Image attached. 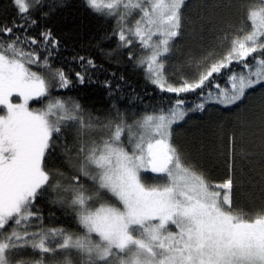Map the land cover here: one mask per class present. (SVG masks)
Segmentation results:
<instances>
[{
    "label": "snow or ice",
    "instance_id": "snow-or-ice-1",
    "mask_svg": "<svg viewBox=\"0 0 264 264\" xmlns=\"http://www.w3.org/2000/svg\"><path fill=\"white\" fill-rule=\"evenodd\" d=\"M86 3L116 21L119 48L139 47L143 55L129 51V57L146 78L178 98L167 109L132 118L118 108L94 116L71 97H52L53 88L71 85L64 69L50 62L59 41L50 31L28 34L36 21L27 14L41 0H13L22 22L0 26V264H74L73 253L75 264H264V206L237 211L233 176L210 182L172 139L173 125L207 102L236 105L249 90L264 88V0L223 5L243 11L240 24L225 28L199 58H189L190 75L180 74L176 83L169 82L166 60L185 25L186 0ZM79 61L96 67L91 59ZM85 76L75 73L81 84ZM190 93L202 98L194 108L179 98ZM14 96L22 102L13 103ZM45 99L43 108L29 107ZM230 144L234 156V136ZM58 147L71 176L46 166ZM145 174L161 182L148 184ZM49 191L74 212L82 234L43 228L35 202ZM34 221L41 222L39 230L29 231ZM24 249L39 259H17Z\"/></svg>",
    "mask_w": 264,
    "mask_h": 264
},
{
    "label": "trees",
    "instance_id": "trees-1",
    "mask_svg": "<svg viewBox=\"0 0 264 264\" xmlns=\"http://www.w3.org/2000/svg\"><path fill=\"white\" fill-rule=\"evenodd\" d=\"M230 0H202V54L217 44V37L230 25H233V7L223 5ZM28 17L36 21L29 35L39 38L41 32L50 31L59 41L58 49L53 53L51 64L63 68L71 80L69 88L59 87L51 90L52 97H71L94 116H104L113 108H118L128 117H138L154 110L169 108L178 98L177 94L161 91L153 85L135 59H130L129 51L139 57V47L123 49L118 47V38L113 34L116 21L95 14L86 0H41L39 7L33 8ZM13 21L21 23L17 7L13 0H0V26H12ZM7 39V37H5ZM79 57L95 62L96 67L84 68ZM38 70L36 68H33ZM234 70L239 71L238 68ZM76 72L86 73L85 82L80 83ZM110 82V87L106 86ZM223 85L224 80L220 79ZM186 107L194 108L201 102L198 94H180ZM19 97L14 96L13 100ZM206 99V98H205ZM42 100L39 104H45ZM36 102L31 107L36 108ZM219 107L232 110V137H235V154L231 155V175L234 178L233 204L237 211L254 212L264 206V88L257 86L249 90L243 102L236 105H221L207 102L205 109ZM204 109V110H205ZM203 110V111H204ZM203 111L189 112L188 116L173 126V143L181 150L187 161L197 171L203 167ZM4 114L0 111V115ZM131 120H129V123ZM73 134H68L67 143L71 145ZM61 141L60 143H63ZM62 148L48 157L49 170L60 169L67 175L74 173L68 162L61 156ZM146 183L161 181L153 179V174H145ZM91 187L90 181H81ZM57 194L47 192L37 199L35 209L42 216V226L63 228L70 233L82 234L74 212L65 205L56 203ZM34 209V210H35ZM40 221H34L29 231H37ZM39 230V229H38ZM75 264L76 257H72ZM17 259H39L31 249L21 250ZM57 260L63 257L58 255ZM45 264H53L46 259Z\"/></svg>",
    "mask_w": 264,
    "mask_h": 264
},
{
    "label": "rangeland",
    "instance_id": "rangeland-1",
    "mask_svg": "<svg viewBox=\"0 0 264 264\" xmlns=\"http://www.w3.org/2000/svg\"><path fill=\"white\" fill-rule=\"evenodd\" d=\"M189 7L185 11V25L182 33L174 41L171 53L166 60L169 82H178L179 75H190L186 68L189 58H199L202 55V0H186ZM243 11L233 7V25H239ZM138 18L133 16V21ZM247 27V24H245ZM143 55L141 52L139 56ZM34 71H37L33 69ZM179 70V71H178ZM22 99L13 103H21ZM40 109L45 104H37ZM174 126V125H173ZM203 128V167L202 173L212 183H222L229 178L231 171L232 110L219 107H209L202 114ZM38 230V229H37ZM174 230V229H173Z\"/></svg>",
    "mask_w": 264,
    "mask_h": 264
}]
</instances>
